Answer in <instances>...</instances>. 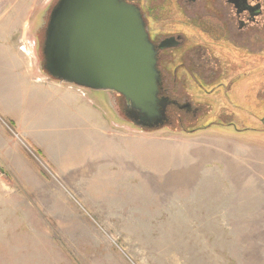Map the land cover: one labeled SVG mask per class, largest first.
Here are the masks:
<instances>
[{
    "label": "rangeland",
    "instance_id": "374dc122",
    "mask_svg": "<svg viewBox=\"0 0 264 264\" xmlns=\"http://www.w3.org/2000/svg\"><path fill=\"white\" fill-rule=\"evenodd\" d=\"M54 1L0 0V264H264V61L140 129L41 68Z\"/></svg>",
    "mask_w": 264,
    "mask_h": 264
},
{
    "label": "water",
    "instance_id": "95a60500",
    "mask_svg": "<svg viewBox=\"0 0 264 264\" xmlns=\"http://www.w3.org/2000/svg\"><path fill=\"white\" fill-rule=\"evenodd\" d=\"M47 11L38 27L42 29L41 68L49 76L115 92L124 101L126 119L140 129L169 124L173 101L160 94L157 51L138 3L56 0Z\"/></svg>",
    "mask_w": 264,
    "mask_h": 264
},
{
    "label": "flooded vegetation",
    "instance_id": "af4514ba",
    "mask_svg": "<svg viewBox=\"0 0 264 264\" xmlns=\"http://www.w3.org/2000/svg\"><path fill=\"white\" fill-rule=\"evenodd\" d=\"M140 8L157 51L160 94L175 103L169 106L170 120L185 112L197 117L205 105L195 103L194 96L209 94L207 86L218 75L264 61V0H140ZM150 22L165 24L167 30L153 33ZM238 77L234 74L236 84ZM180 79L189 81L183 90Z\"/></svg>",
    "mask_w": 264,
    "mask_h": 264
},
{
    "label": "crops",
    "instance_id": "0c3cea01",
    "mask_svg": "<svg viewBox=\"0 0 264 264\" xmlns=\"http://www.w3.org/2000/svg\"><path fill=\"white\" fill-rule=\"evenodd\" d=\"M21 1V0H20ZM28 1V0H27ZM26 5H29V6H34L36 5V3L34 2V0H32V2H25V3H21L20 5L18 6H26Z\"/></svg>",
    "mask_w": 264,
    "mask_h": 264
}]
</instances>
